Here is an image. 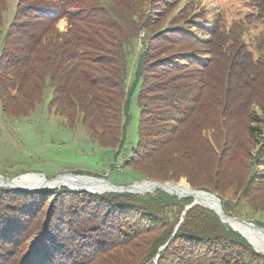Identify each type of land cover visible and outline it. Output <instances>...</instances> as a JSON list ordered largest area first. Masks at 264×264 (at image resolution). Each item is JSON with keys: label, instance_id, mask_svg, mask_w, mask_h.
<instances>
[{"label": "trees", "instance_id": "16d2710c", "mask_svg": "<svg viewBox=\"0 0 264 264\" xmlns=\"http://www.w3.org/2000/svg\"><path fill=\"white\" fill-rule=\"evenodd\" d=\"M10 3L0 0L5 119L46 108L130 170L114 184L186 179L264 228V0H15L6 26ZM192 202L0 187V264H264L215 212L183 216Z\"/></svg>", "mask_w": 264, "mask_h": 264}, {"label": "rangeland", "instance_id": "374dc122", "mask_svg": "<svg viewBox=\"0 0 264 264\" xmlns=\"http://www.w3.org/2000/svg\"><path fill=\"white\" fill-rule=\"evenodd\" d=\"M14 10L15 0H11L5 19L6 26L11 23ZM132 113L133 120L126 142L128 151L137 144V124L140 117L137 105H134ZM104 151L90 139L84 127L70 129L63 117L48 113L46 108H41L29 119L11 121L2 116L0 103V175L9 180L32 175L31 173L52 179L81 170L85 171L84 175L89 173L92 175L88 176L106 177L114 182L133 181L130 170L115 161L114 156L106 157ZM111 164L117 168L112 174L109 170ZM103 173L104 177H98ZM176 184H185L192 188L186 179H181Z\"/></svg>", "mask_w": 264, "mask_h": 264}, {"label": "water", "instance_id": "95a60500", "mask_svg": "<svg viewBox=\"0 0 264 264\" xmlns=\"http://www.w3.org/2000/svg\"><path fill=\"white\" fill-rule=\"evenodd\" d=\"M31 174H33V175L35 174L37 176H42L45 179L44 184H42L40 186H35V187L20 186L16 182H17V179L23 177V175L18 177V178L12 179V180H9V179L5 178L4 176L0 175V186L1 187H8V188L16 190V191H26V192H38V191H42V190L59 189V188H61L63 186H58V185L50 186V184H52L53 182H56L57 179L63 178L64 176H69V177L75 178L78 181L80 179H82V181H84L86 183L93 181L95 183L102 184L105 187V188L100 189V190H91V189H87V188H84V187L72 189V188L66 186L69 189H71L73 191H78V192L88 191V192H91V193H94V194H104V193H108V192H115V193H133V194L147 195V194H154L157 191H163V192H165V193H167V194H169L171 196H176L179 199L192 198L189 195H181L180 193H177V192H169L168 190H166V188H168V187L174 189V191H176V189L178 190L179 188H178V184H173V183H168V182H159V181H154V180H144V181H141V182L140 181L134 182L131 185L121 186V185L114 184L113 182H111L106 177L97 178V177H92V176H88V175L63 174V175L54 177L52 179H47L46 176L38 174V173H31ZM147 184L154 186V192L142 194V193H139L137 191V189L140 186L147 185ZM192 192L195 193V194L200 193V194H205V195H209V196L213 197L214 199L217 200V206H216V208L215 207H208V206H205V205L200 204L199 202H197L196 198H192L193 202L186 207L185 212L183 213V216L186 215L188 210L192 209L195 206L200 205V206H203V207L215 212L217 214V216L220 218V220L224 224H227V222H226L227 220H235L236 222H238V223H240V224H242V225H244V226H246L248 228L259 230V231H261L264 234V228L259 227V226H257L256 224H254L252 222H248V221L240 219L238 217H235V216H232V215H228L223 209L221 199L218 196H216L215 194L207 192V191H203V190H196V189H192ZM183 221H184V218L181 219L180 224H182ZM178 227H177V230H178ZM229 227L232 228L234 231L240 233L243 237H245L248 240V238L246 236H244L240 231L236 230L232 226H229ZM175 235L176 234H174V236ZM250 244L254 247V245L251 242H250ZM164 248H165V246L162 247L161 250H163ZM254 249L258 253H262L264 255L263 251H259L255 247H254Z\"/></svg>", "mask_w": 264, "mask_h": 264}, {"label": "bare ground", "instance_id": "6f19581e", "mask_svg": "<svg viewBox=\"0 0 264 264\" xmlns=\"http://www.w3.org/2000/svg\"><path fill=\"white\" fill-rule=\"evenodd\" d=\"M32 175H25L19 178L20 180L17 179L16 183L19 184L20 186H25V187H35V186H40L44 184L45 182L44 178L38 177V176H32ZM52 185L68 186L72 189L84 187V188L91 189V190H100V189L105 188L102 184L95 183L93 181L86 183L82 181V179L78 181L75 178L69 177V176H64L63 178L57 179L56 182H53L52 184H50V186ZM178 188L179 189L178 190L176 189V191H174V189L170 187L166 188V190H168L169 192H177V193H180L181 195H189L192 198H196L197 202H199L200 204H203L208 207L216 208L217 206V200L209 195L200 194V193L195 194L192 192V189H190L185 184H181V185L178 184ZM137 191L142 194L154 192V186L148 185V184L143 185V186H140L137 189ZM226 222H227V225L232 226L236 230L240 231L244 236H246L257 250L264 252V234L261 231L248 228L236 222L235 220H227Z\"/></svg>", "mask_w": 264, "mask_h": 264}]
</instances>
